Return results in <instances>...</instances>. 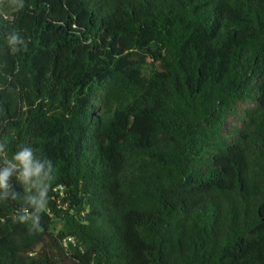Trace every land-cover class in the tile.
I'll return each instance as SVG.
<instances>
[{
  "label": "trees",
  "instance_id": "trees-1",
  "mask_svg": "<svg viewBox=\"0 0 264 264\" xmlns=\"http://www.w3.org/2000/svg\"><path fill=\"white\" fill-rule=\"evenodd\" d=\"M0 143V264H264V0H0Z\"/></svg>",
  "mask_w": 264,
  "mask_h": 264
},
{
  "label": "clouds",
  "instance_id": "clouds-1",
  "mask_svg": "<svg viewBox=\"0 0 264 264\" xmlns=\"http://www.w3.org/2000/svg\"><path fill=\"white\" fill-rule=\"evenodd\" d=\"M13 3L19 5L20 0H13ZM16 42H22L19 37V33L13 31L7 35V43L12 45ZM13 52L18 49L13 47L11 49ZM5 149V144L0 143V152ZM34 149L31 146H22L20 147L12 156L11 160H4L2 163L9 165L3 169H0V187H7L8 177L13 169L20 168L21 172L18 174V178L23 179L25 181L30 177H35L36 179L32 181L33 185H36L40 178L41 172L44 167L43 164L36 162L33 158ZM46 164H50V161L45 159ZM52 175L48 177V182L45 183L44 188L40 191L39 198L32 196L29 198V203L34 206V211L31 212V215H27V209H24V215H21L19 218L21 220L31 219L33 226L40 227V213L46 210V206L48 203V188L49 183L52 179H54L53 172L54 169H50Z\"/></svg>",
  "mask_w": 264,
  "mask_h": 264
},
{
  "label": "rangeland",
  "instance_id": "rangeland-1",
  "mask_svg": "<svg viewBox=\"0 0 264 264\" xmlns=\"http://www.w3.org/2000/svg\"><path fill=\"white\" fill-rule=\"evenodd\" d=\"M150 62H151V60L148 58V59H147V62L144 64V67H143V72H144L145 74H147V75H148V74L151 72V70H152V66H151ZM241 105H242V107H246V106H249L250 104H249L248 102H244V103H242ZM234 124H239V125H241V120H240L239 117H232V118L230 119V125H229V128H233Z\"/></svg>",
  "mask_w": 264,
  "mask_h": 264
}]
</instances>
